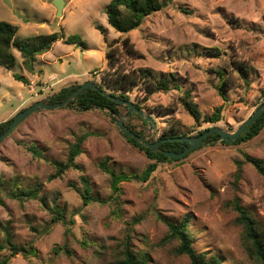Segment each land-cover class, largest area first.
<instances>
[{
	"label": "rangeland",
	"instance_id": "obj_1",
	"mask_svg": "<svg viewBox=\"0 0 264 264\" xmlns=\"http://www.w3.org/2000/svg\"><path fill=\"white\" fill-rule=\"evenodd\" d=\"M65 1L63 15L57 16L52 0H0V20L18 26L16 38L62 35L46 58L36 59L40 72L24 68L16 49L14 68H0V123L37 101H52L72 84L93 81L112 92L107 84L122 74H138L134 77L140 86L126 93L132 102L143 103L156 126L144 124L132 116L135 113L125 123L143 129L148 139L157 140L172 129L197 136L216 125L234 132L264 103V0H170L128 33L108 23L104 9L111 0ZM96 24L109 29L107 41ZM126 38L131 54L124 49ZM239 64L247 69L245 79ZM141 68L168 78L170 91L147 97ZM223 69L228 79L224 94L218 86ZM14 73L40 78L33 89ZM53 74L56 80L50 79ZM188 90L202 113L200 121L181 104ZM219 108L221 120L208 122L205 116ZM120 110L122 117L129 113L128 107ZM122 117L100 108H43L0 143V244L8 227L15 243L33 244L37 250L27 258L10 256L8 248H0V259L10 256L9 264H108L129 242L149 264H190L187 255L177 253L179 242L166 239V220L189 219L198 252L217 256L223 264H262L248 252L233 202L238 197L264 236V175L247 160L250 156L264 163V129L241 144L204 143L188 156L161 163L149 181H124L121 191L113 194L111 176L101 163L117 172L140 173L151 162L117 125ZM83 135L86 139L77 157L81 169L52 178L55 162H66L71 146ZM239 162L242 173L236 182ZM84 176L96 198L88 204L75 189L84 187ZM16 184L24 189L41 184L50 205L57 194L59 207L67 210L73 223H52L51 212L40 199L12 197Z\"/></svg>",
	"mask_w": 264,
	"mask_h": 264
},
{
	"label": "trees",
	"instance_id": "obj_2",
	"mask_svg": "<svg viewBox=\"0 0 264 264\" xmlns=\"http://www.w3.org/2000/svg\"><path fill=\"white\" fill-rule=\"evenodd\" d=\"M170 0H111L106 6L104 11L108 16V23L117 31L121 33H128L134 29L139 28L145 19L152 15L155 12L163 10ZM105 37L107 41V36L109 29L104 27L101 24L95 25ZM18 26L12 22L0 20V68L4 67L8 70H12L17 63V54L15 49L21 53L23 58V65L29 72L34 73L36 71L35 62L38 55H42L52 49L54 44L62 38L58 32L48 33V34H38L29 39H18L16 34L18 32ZM128 39L124 41V49L129 52V48L126 45ZM111 44L108 45L107 58L109 64L111 63ZM131 54V52H129ZM238 71L241 73L242 77L245 79L247 76V69L243 64L238 65ZM224 78L222 81V86H219V89L222 94H224V88L228 83L227 79V70L223 69ZM139 74L142 80L146 79L145 89L149 93L147 97L155 92H168L172 88V82L166 78H158L157 75L149 68H141ZM134 76H138L135 74ZM130 74H122L115 78L113 82H107L108 87L112 88V95L117 96L123 100H130L128 93L129 90L136 89L140 86V80H137L136 77ZM14 77L17 80L29 83V80L22 74L14 73ZM148 81V82H147ZM81 84H72L62 88L55 96L50 103L61 102L67 99L71 94H73ZM101 89H104L103 86H99ZM137 107L144 109L143 103L135 102ZM181 104L183 107L193 116L196 121H200L202 118V113L199 110L197 104L193 101L192 92L186 91L184 96L181 98ZM68 106L75 107L78 109L88 110L94 108L107 109L110 111L111 115L123 116L120 107H127L123 104L116 102L115 100L103 95L100 91L95 89H86L82 94L78 95L72 99ZM112 111V112H111ZM132 116H137L143 121L144 124H147L145 119L140 115L136 114ZM221 109L219 108L215 113L210 116H205L208 122L216 124L221 120ZM13 118H10L4 122L0 123V135L3 134L11 125ZM126 125L138 135L144 133L143 129H138L131 123H126ZM209 129V128H207ZM205 129V130H207ZM264 129V113L262 116L257 118L247 130L241 135L240 138L236 139L233 144H241L256 138ZM205 130L199 132L201 134ZM126 138L139 147L151 160L149 165L140 173H125L117 172L115 169L108 166L107 162L101 163L103 170H105L112 179V190L113 194H117L121 191V184L124 181H141L147 182L151 179L154 172L158 169L161 163L166 161H174L178 159L169 158L166 156L164 151H175L181 152L184 150V146L180 141H171L166 140L161 143L160 149L154 151L152 148L147 147L138 140L130 137L127 133L123 132ZM198 134V135H199ZM188 136L185 132H179L172 129L169 132L163 133L159 139H147L151 142H155L162 139H170L174 137ZM220 134L214 133L204 140V143L210 141H218ZM86 136H81L78 141L73 144L70 148V153L68 160L66 162H55L56 164V174L52 178L62 177L63 174L71 169H81V166L77 163V157L82 152V144ZM227 143V141H222ZM202 144V145H203ZM201 145V146H202ZM200 146V147H201ZM198 147V148H200ZM198 148L192 150H197ZM34 152L39 153V149L35 148ZM188 156V155H187ZM247 160L254 165L258 172L264 175V163L262 160L255 157H247ZM242 164L239 162L238 171L236 174V182L239 181L241 177ZM84 187L81 189L78 186L75 189L82 195L84 204H88L93 200H96L92 195V186L87 177H83ZM3 185V182L0 181V186ZM75 186V185H74ZM10 195L20 201L27 199H40L41 202L47 207L52 215V223L63 222L73 223V220H68L67 210L60 208L57 202V194L53 200V204L50 205L48 197L42 195V185L37 184L36 186L30 189L21 188V185L16 184L15 188H12ZM106 202V201H103ZM233 206L238 212V223L241 224L244 228V237L247 244V249L249 254L259 260L264 264V236L258 230L256 221L249 213V211L241 204L238 197L233 202ZM169 230L166 236V239L169 241L177 240L179 245L176 248L177 253L185 254L190 259V264H223L222 259L217 256L209 258L205 252H198L193 246V239L191 236V231L189 228V219L182 222H173L166 220ZM51 223V224H52ZM0 248H8L11 251L10 256L22 254L27 258L37 254V250L33 244L23 245L17 244L13 240V236L8 227L5 228V240L0 244ZM10 256H6L0 259V264H9ZM148 258L146 255L139 256L129 242H125L122 248L117 251L116 257H113L109 260L108 264H149Z\"/></svg>",
	"mask_w": 264,
	"mask_h": 264
},
{
	"label": "water",
	"instance_id": "obj_3",
	"mask_svg": "<svg viewBox=\"0 0 264 264\" xmlns=\"http://www.w3.org/2000/svg\"><path fill=\"white\" fill-rule=\"evenodd\" d=\"M52 4L57 8V16H62L63 11L66 5L65 0H52ZM95 89L100 91L103 95L115 100L116 102L123 104L129 108V113L122 117L120 120L117 121V125L120 127L122 131L127 133L130 137L138 140L139 142L143 143L149 148H152L154 151H157L160 149L161 143L165 142L166 140H171L173 142L180 141L183 146L184 150L181 152H175V151H164L166 156L173 159H181L185 156H187L192 150L200 147L204 140L207 139L209 136H211L214 133L220 134V141H227V143H232L236 139L240 138L241 135L247 130L249 125H251L257 118L263 115L264 113V103L257 108V110L249 117L247 120H245L237 130L234 132H230L225 130L224 128L216 125L213 126L201 134L197 136H181V137H174L170 139H162L155 142H151L146 138V135L143 133L142 135L136 134L134 131H132L125 123V120L128 115L132 113H136L140 115L142 118L145 119L146 122H148L150 125L156 126V121L152 117V115L148 114L144 109H141L137 107L135 102H132L131 100H123L121 98H118L117 96L112 95L111 92L101 89L98 85H96L93 81H86L84 84H82L73 94H71L67 99L61 102H55V103H49L44 100L37 101L31 106L21 110L18 112L9 126V128L0 135V143L4 141L7 137H9L16 129L17 127L24 122L30 115L35 113L36 111L46 108V109H57L64 106H68L69 102L77 97L78 95L82 94L86 89ZM112 112V111H111Z\"/></svg>",
	"mask_w": 264,
	"mask_h": 264
},
{
	"label": "crops",
	"instance_id": "obj_4",
	"mask_svg": "<svg viewBox=\"0 0 264 264\" xmlns=\"http://www.w3.org/2000/svg\"><path fill=\"white\" fill-rule=\"evenodd\" d=\"M49 53V51L48 52H46V53H44V54H42V55H38L37 56V58L39 57V56H41L42 58H46V55ZM36 62H37V60H36ZM36 62H35V64H36ZM43 62H46V63H50L49 62V60H47V59H45ZM35 68H36V65H35ZM38 69V70H37ZM40 72V69L39 68H36V71L35 72ZM28 80H29V83H27L28 84V86L30 87V88H32L33 87V89H35V87H36V85H35V82H36V80L38 79V78H40V77H36V78H30L28 75H24ZM30 91H31V89H30ZM13 113V112H12Z\"/></svg>",
	"mask_w": 264,
	"mask_h": 264
},
{
	"label": "built area",
	"instance_id": "obj_5",
	"mask_svg": "<svg viewBox=\"0 0 264 264\" xmlns=\"http://www.w3.org/2000/svg\"><path fill=\"white\" fill-rule=\"evenodd\" d=\"M51 80H56V76L53 74L51 77H50Z\"/></svg>",
	"mask_w": 264,
	"mask_h": 264
}]
</instances>
